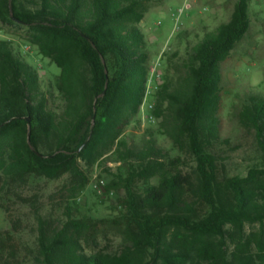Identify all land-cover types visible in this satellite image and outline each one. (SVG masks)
<instances>
[{
	"label": "trees",
	"instance_id": "obj_1",
	"mask_svg": "<svg viewBox=\"0 0 264 264\" xmlns=\"http://www.w3.org/2000/svg\"><path fill=\"white\" fill-rule=\"evenodd\" d=\"M161 1L0 0V22L30 29L60 70L45 88L0 40V187L20 197L15 187L30 178H68L82 192L96 167L111 164L124 190L113 210L125 229L119 248L88 254L76 238L86 222L68 207L52 236L41 229L33 264H264V168L226 174L234 148L218 115L222 64L249 31L250 0H236L230 20L191 47L151 96L157 133L175 156L152 129L140 143L126 136L140 125L150 72L140 25ZM239 120L264 154V96L250 97ZM16 243L0 233V264H27Z\"/></svg>",
	"mask_w": 264,
	"mask_h": 264
},
{
	"label": "rangeland",
	"instance_id": "obj_2",
	"mask_svg": "<svg viewBox=\"0 0 264 264\" xmlns=\"http://www.w3.org/2000/svg\"><path fill=\"white\" fill-rule=\"evenodd\" d=\"M235 2L162 0L149 4L140 28L149 44L150 68L159 63L161 75L172 76L171 67L180 64L191 47L206 33L230 20ZM249 15V31L222 64L223 90L218 115L222 135L234 148L224 162L230 177H246L251 169L264 168V154L254 133L245 129L239 120V113L250 97L264 96V0H250ZM35 37L25 26L0 22V40L13 43L16 53L36 68L45 88L54 87L60 70L40 54ZM151 96L146 106L143 98L140 125L130 127L126 136L131 142L140 143L142 134L148 128L152 129L158 145L175 156L178 152L170 141L157 133L158 121L151 114L153 108H148L149 105L154 107ZM143 110L149 117L145 123L142 121ZM113 167L111 164L96 167L82 192H75L68 178L54 181L30 178L15 187L20 197H13L11 192L0 187V233L13 235L20 249V260L34 263L41 229L52 236L67 220L68 207L73 208L75 218L86 222L83 236L76 238L88 254L119 248L125 240V229L113 210L124 197V190L112 176L116 173ZM106 170L112 171L107 173Z\"/></svg>",
	"mask_w": 264,
	"mask_h": 264
},
{
	"label": "built area",
	"instance_id": "obj_3",
	"mask_svg": "<svg viewBox=\"0 0 264 264\" xmlns=\"http://www.w3.org/2000/svg\"><path fill=\"white\" fill-rule=\"evenodd\" d=\"M162 80V75L159 70V63H157L155 66L150 68L149 76L147 79V84H146V91L144 95V106L147 103V99L154 93L155 90L158 88V84ZM149 109H152L153 106L149 105ZM149 117L147 116L146 110L142 111V121L145 123L147 122Z\"/></svg>",
	"mask_w": 264,
	"mask_h": 264
},
{
	"label": "water",
	"instance_id": "obj_4",
	"mask_svg": "<svg viewBox=\"0 0 264 264\" xmlns=\"http://www.w3.org/2000/svg\"><path fill=\"white\" fill-rule=\"evenodd\" d=\"M28 121L30 122L31 120L30 119H28ZM38 154V153H37ZM39 156H42V155H40V154H38Z\"/></svg>",
	"mask_w": 264,
	"mask_h": 264
}]
</instances>
